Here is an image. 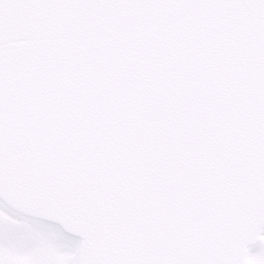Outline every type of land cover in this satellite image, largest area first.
Masks as SVG:
<instances>
[{
	"label": "snow or ice",
	"instance_id": "snow-or-ice-1",
	"mask_svg": "<svg viewBox=\"0 0 264 264\" xmlns=\"http://www.w3.org/2000/svg\"><path fill=\"white\" fill-rule=\"evenodd\" d=\"M0 264H264V0H0Z\"/></svg>",
	"mask_w": 264,
	"mask_h": 264
}]
</instances>
